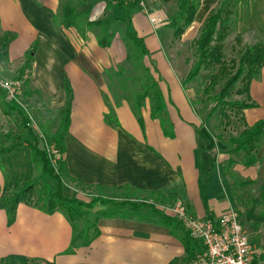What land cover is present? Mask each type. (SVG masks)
<instances>
[{
	"label": "crops",
	"instance_id": "0c3cea01",
	"mask_svg": "<svg viewBox=\"0 0 264 264\" xmlns=\"http://www.w3.org/2000/svg\"><path fill=\"white\" fill-rule=\"evenodd\" d=\"M78 1V11L87 14L86 21L110 19L114 26L119 24L126 29V22L119 20L122 14L116 8V0ZM147 3L152 15L162 22L153 25L141 9L133 7L131 22L147 49L142 62L149 71L148 81L156 83L163 96L172 136L166 135L159 118L152 116L149 97L140 107V124L132 110L133 97L116 100L111 94L108 74L116 73L128 62V47L119 32L104 47L98 44V28L83 25L80 31L76 26L65 27L60 23L63 0H0V33L8 37L0 56V73L18 76L25 87L23 97L37 115L33 118L40 131L41 127L55 134L61 111L69 109L61 159L67 179L62 181L65 196L89 201L85 197L88 193L79 188L83 185L106 192H129L128 196L136 197L134 201L146 202L159 210L161 205L182 201L194 216L216 217L231 207L219 189L218 179L227 176L219 174L220 167L225 170L224 159H216L207 150L206 137L197 127L189 89L183 84L185 76L177 63L183 59H179L176 46L193 40L209 12L223 3L235 7L224 49L227 44L232 49L256 43L264 47V0H197L194 19L179 39L173 38V30L167 25L177 0ZM155 26L161 32L155 31ZM249 94L256 103L244 109L251 125L264 119V64L250 81ZM110 108L114 123L106 119ZM27 150L24 147L0 156V192L5 184L11 187L32 174L33 159H24ZM10 155L12 159L7 158ZM257 157L255 164L244 166L242 178L261 190L264 132ZM49 186L54 189L56 184ZM194 195L197 201L193 200ZM145 211L141 208L134 216L99 218V234L90 244L68 251L72 226L62 211L46 213L22 202L14 220L8 223L7 213L0 207V258L22 254L40 264H186L180 239L184 228L172 234L152 217L142 218ZM252 216L250 211L245 212L242 225L258 233L264 224V213ZM248 234L260 250L257 260L264 261L261 243Z\"/></svg>",
	"mask_w": 264,
	"mask_h": 264
},
{
	"label": "trees",
	"instance_id": "16d2710c",
	"mask_svg": "<svg viewBox=\"0 0 264 264\" xmlns=\"http://www.w3.org/2000/svg\"><path fill=\"white\" fill-rule=\"evenodd\" d=\"M78 0H66L61 8V24L65 27L76 26L80 31L83 25L90 28H98L100 30L97 38L100 46H108L116 32V28L110 19L86 21L87 14L79 12ZM136 5L135 3L127 2L126 0H116V8L121 12L122 17L119 20L126 22L125 38L126 45L133 47L134 52L127 54V59L132 62L136 70L142 72V78L146 81L139 83L140 89L133 95L132 110L136 115L137 120L142 123V116L140 114V107L146 97L151 100V114L155 118H159L164 133L172 136L173 132L170 130L171 123L166 117L165 102L160 90L156 87V83L149 82V71L144 66L142 60L147 55L142 37L138 36L134 30L131 22L130 8ZM234 5L221 4L219 7L212 9L205 20L203 21L197 36L192 40L194 61L190 71L186 74L183 84L196 79L202 71H214L215 77L226 78L220 91L214 95V105L210 110V114L221 107L220 121L222 127L230 128L233 133L227 140L228 150L235 153L241 152L243 154V165L250 166L258 161V150L261 146V140L264 132V119H259L255 123L249 125L244 115V109L254 107L256 103L252 101L249 94L250 81L255 78L264 64V47L261 43H256L251 46L240 47L236 49V57L226 58L224 52V41L230 32L231 16L235 12ZM197 11V0H177L175 11L170 15L167 25L173 30V38L179 39L183 32L192 23ZM118 19V18H116ZM124 38V37H123ZM8 37L3 35L0 41L2 45L6 44ZM240 38L236 37V42L240 44ZM128 42V43H127ZM35 50V44L30 49L29 57ZM4 53L1 52V56ZM122 71L109 76V89L114 85V78L116 79L119 88L123 87V83L119 82L122 78L120 75ZM139 74V73H138ZM140 79L139 75L136 77ZM215 81V80H214ZM141 82V81H140ZM237 85V86H236ZM243 97L242 99L231 100L228 99L230 92ZM119 93V92H117ZM116 92L113 96L116 100L122 97ZM0 111L9 120H12L18 128L25 131L28 138L27 145L29 150L37 153L38 160L41 163L42 172L44 176L41 179L49 176L50 179L56 180V186L52 189L47 181H43L42 186H38L40 179L32 174L25 179L16 182L13 186L8 187L6 184L2 187L0 192V207L7 213V221L11 223L16 214V208L19 203L32 204L39 207L46 213L54 211H62L72 226V237L68 251L78 246H87L99 234L97 221L101 217L106 216H134L141 208L146 209L142 218L152 219L169 228L172 234L175 230L182 229L184 226L181 221L172 215L164 213L155 206L143 201H134L128 198L121 201H115L112 198L93 197L89 201H84L75 197H67L63 194V182L60 173H54L51 168L45 152L38 149L37 133L27 126L28 117L21 107L14 99H8L6 93L0 88ZM106 119L110 123L115 122L114 111L110 108V112L106 115ZM69 125V109L65 108L60 113V127L61 131L53 136V142L56 144L60 152L64 150L63 136L67 132ZM18 148L13 145L0 146V156L5 153L13 152ZM213 156V155H212ZM33 158V157H32ZM31 158V159H32ZM35 161V159H33ZM213 168L212 166L210 170ZM64 169L63 161H60L59 171ZM209 181V175L206 182ZM236 183L245 185L251 181ZM41 184V183H40ZM42 188V190H41ZM81 189H90L92 187L80 185ZM203 189V187H202ZM127 190V189H126ZM36 200L35 195H37ZM109 205V206H108ZM99 208L96 209V207ZM105 206H108L105 208ZM82 221L81 225L77 227L74 222ZM187 260L189 261L194 256L200 244L193 240L186 230H183V235L180 237ZM264 256V255H261ZM257 258L254 260V263ZM0 264H40L32 258H28L22 254H8L0 258Z\"/></svg>",
	"mask_w": 264,
	"mask_h": 264
},
{
	"label": "rangeland",
	"instance_id": "374dc122",
	"mask_svg": "<svg viewBox=\"0 0 264 264\" xmlns=\"http://www.w3.org/2000/svg\"><path fill=\"white\" fill-rule=\"evenodd\" d=\"M66 0H63V3ZM176 2V0H173ZM132 8V7H131ZM133 8L135 9H140L137 5H134ZM172 9V8H171ZM169 9V12L170 10ZM118 25V26H117ZM115 25L114 27L116 28V32H119L120 36H124L123 40L126 41L125 38V27H121L119 24ZM160 27L154 28L155 31H157ZM158 32H161L160 29ZM2 40V35L0 33V41ZM192 41V40H191ZM191 41L185 42L182 46H176L177 48V53L179 60L177 63L180 64V73L183 74V76H186V74L190 71V68L192 66V63L194 61L193 57V48L191 45ZM128 43V42H127ZM128 47V46H127ZM5 49L4 45L1 44L0 42V56L1 52H3ZM128 52L132 53L134 52L133 47L128 48ZM226 58L229 59L231 57H236L237 51L236 49H232L230 44H227V46L224 49ZM185 59V60H184ZM128 62L122 64V66L118 69V72L122 71L120 75H122V78L119 80V82L123 83L122 87V92L119 94L120 96H127V97H133V95L140 89V86L138 85L139 83H142L146 81L144 78H142V72L139 70H136L133 67L132 62L127 60ZM175 62V61H174ZM176 64V63H175ZM26 73L27 71L24 70ZM3 72L0 73V79L2 80H18V76L15 75L13 76H8L7 74H2ZM139 73V74H138ZM140 77V79L136 77ZM14 78V79H11ZM215 80V81H214ZM226 78L222 77H215L214 78V71H202L201 74L194 79L193 81L188 82L185 84V86L189 89L190 93V101H191V106L194 110L195 115L197 116V127L201 130V132L205 135V144L207 147V150H211L212 153L214 154L216 159H224V163L222 164V167L224 165L225 170L222 171L221 167L219 168V174L220 175H227L224 177L225 179H218V185L219 189L221 188V192L223 194V198L225 202H231V207L238 212L239 218L244 224L243 220V215L245 212L249 211L253 215L252 218H254L255 214L257 212L259 213H264V188L260 190L256 189L254 186L255 185H250L252 183H247L245 185L236 183L235 181L238 182H244L248 181L247 179L242 178V172L244 171L243 168V154L241 152L235 153L233 151L228 150V145H227V140L229 136L233 133L234 135L236 134L234 131H232L230 128L222 127L221 124H219L220 121V111L221 107H217L215 111H213L210 114V110L212 109L214 105V95L218 93L224 83ZM114 85H112L111 90L113 92H120V88L118 86L116 79L114 78ZM141 81V82H140ZM109 85V82H108ZM22 86V84H21ZM237 86V85H236ZM23 93L25 92V87L24 85L21 87ZM21 93L20 101L21 103L26 107V109L32 114L33 117L37 118L36 113L34 110L31 108L30 105L27 104V100L23 97V94ZM112 94V93H111ZM243 97L237 95L234 93V90H232L228 96V99L231 100H237V99H242ZM32 111V112H31ZM36 120V119H35ZM43 124V123H42ZM56 125V123H54ZM44 125V124H43ZM54 125V126H55ZM28 126V125H27ZM30 127V126H29ZM32 129V127H30ZM42 130L40 133H42L43 138L37 135L38 137V149H42L47 157V160L53 169L54 173L58 172L60 173V177L63 182H66V178L64 175V171L61 170L59 171V165L62 157L60 160L56 161L55 166L51 164V159L49 157V153L47 151V145L51 147H56V144L53 142V136L54 133H51L50 130H44L40 127ZM57 132L61 131L60 123L57 129H54ZM34 131V130H33ZM27 138L30 140V138L27 136L25 131L21 130L20 128L13 123L12 120H9L7 117H5L2 112L0 111V146H8V145H13L14 147L18 148L17 150H22V148L26 147L27 145L31 147L32 144L28 143ZM32 141V140H30ZM47 144V145H46ZM55 148V149H56ZM28 150V156H26L25 153V158L24 159H35L32 163V175L36 176V178L40 179L39 185H43V181H49V185L52 187L55 186L56 180L55 179H50L49 176H46L45 178L41 179L42 176H44L42 172V167L41 163L38 160L37 153ZM24 151V150H23ZM60 152V150H58ZM14 153V151L12 152ZM24 153V152H22ZM30 153V154H29ZM61 153V152H60ZM20 154V153H19ZM30 156V157H29ZM7 158H11V155L8 156ZM16 159V158H15ZM21 159V158H20ZM215 172V171H214ZM215 175V173H214ZM223 178V177H222ZM41 183V184H40ZM65 192H68V196H70V190L65 187ZM42 190V188H41ZM81 190H84L81 188ZM261 191V192H259ZM84 193H88L87 195L85 194L86 199H92L93 197H99V198H115L118 197V199H114L115 201H121L122 199L128 198L130 200L136 199L128 196L127 194L129 192L124 193H118V192H106L101 189L97 188H90V189H85L83 191ZM197 192V190L195 191ZM196 195V193H195ZM194 195L193 200L195 199L197 201V197ZM38 194L35 195V199L37 198ZM133 198V199H132ZM240 206V207H239ZM99 208V206L96 207V209ZM244 209L243 211L241 209ZM251 208V209H250ZM250 209V210H249ZM254 209V210H253ZM63 213V212H62ZM76 223V224H75ZM82 221H76L74 224L79 227L81 225ZM256 223V222H255ZM254 228V227H253ZM258 227H256L253 230H256ZM244 229L248 230L247 232L250 233L251 237L253 239H256V241H259L261 243L263 250H264V224L262 226H259V232L256 233L255 231L249 230V228L244 225ZM249 235V234H248ZM255 241V240H254ZM261 241V242H260ZM188 262V261H187ZM255 264H264V261H260L258 259Z\"/></svg>",
	"mask_w": 264,
	"mask_h": 264
},
{
	"label": "built area",
	"instance_id": "2783aa9c",
	"mask_svg": "<svg viewBox=\"0 0 264 264\" xmlns=\"http://www.w3.org/2000/svg\"><path fill=\"white\" fill-rule=\"evenodd\" d=\"M126 1L135 3L153 25L162 22L160 17L152 15L147 0ZM21 84L20 80L0 79V88L5 91L7 98L14 99L21 105L28 117L27 125L43 138L33 116L20 101ZM55 148H50L47 145V151L53 166L62 157V153L58 151L59 149ZM160 208L180 220L189 236L200 244L192 259L186 264H255L254 260L258 258L260 250L250 239L241 223L238 212L232 207L216 217L194 216L182 201L161 205Z\"/></svg>",
	"mask_w": 264,
	"mask_h": 264
}]
</instances>
